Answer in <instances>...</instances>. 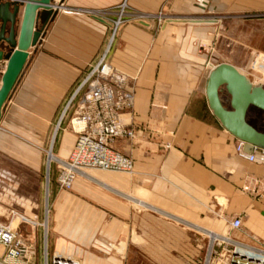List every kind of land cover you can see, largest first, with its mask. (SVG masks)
Wrapping results in <instances>:
<instances>
[{
	"label": "crops",
	"instance_id": "0c3cea01",
	"mask_svg": "<svg viewBox=\"0 0 264 264\" xmlns=\"http://www.w3.org/2000/svg\"><path fill=\"white\" fill-rule=\"evenodd\" d=\"M123 1L129 14L151 16L123 24L109 45L110 23ZM53 4L57 14L29 50L0 118V156L16 166L0 162V173L22 181L14 171L21 167L40 176L47 144L57 135L50 151L56 159L66 158L75 139L69 124L76 107L73 103L65 110L66 103L109 46L107 62L126 75L133 91V106L121 119L135 137L113 142L116 151L131 158L133 172L111 177L109 186L105 183L111 198L97 197L111 209L108 235L120 239L131 233L135 204L141 219H155L163 227L226 237L243 246L264 245V152L256 149L253 162L238 157L237 140L215 119L205 96L208 73L219 63L251 73L264 87V28L250 35L243 30L245 21L264 25V0H54ZM158 13L166 21L161 26L154 19ZM229 33L235 38L228 53ZM250 40L252 52L245 53ZM4 70L5 62L0 64V75ZM252 126L264 132L263 127ZM23 199L34 206L38 202ZM53 201L55 207L73 203L78 210L73 215L53 211L56 220L48 239L52 255L63 253L66 240L83 239L84 225L90 227L89 215L94 213L75 195H56ZM31 209L28 237L36 243L41 224ZM74 216L81 227L62 231L60 218ZM235 218L241 227L232 230L229 224ZM45 243L46 247L47 236ZM83 264L111 261L89 255Z\"/></svg>",
	"mask_w": 264,
	"mask_h": 264
},
{
	"label": "rangeland",
	"instance_id": "374dc122",
	"mask_svg": "<svg viewBox=\"0 0 264 264\" xmlns=\"http://www.w3.org/2000/svg\"><path fill=\"white\" fill-rule=\"evenodd\" d=\"M264 25H256L253 22L245 21L243 30L244 33H258ZM111 37V35H110ZM235 34L229 33L227 35V52H232ZM257 43V42H256ZM232 44V45H231ZM258 44V43H257ZM245 53L247 51L252 52L249 47L251 46V40L245 45ZM246 64V63H245ZM255 84L260 85L259 80L249 73L246 75ZM223 104L228 107V98L223 94ZM247 121L256 126L264 128V113L259 110L249 109L246 117ZM69 124V123H68ZM69 128L71 126L69 124ZM55 138V139H54ZM14 141V139H11ZM58 141V135L50 138L49 144H47L46 152L44 156V165L40 176H35L32 172L23 168H14L13 170L18 172L22 181L13 179V183L2 179L4 183L0 184V221H5V218L10 215V211L14 210L19 215L26 216L31 220V215L35 208L38 214V219L34 218L36 222L41 224L39 229V236L36 239L35 257L33 264H43V254L45 249V237L47 236L46 249L49 257L50 253L49 240L51 238V228L56 220L53 218L54 210L62 209L68 210L73 214H76L77 207L73 203H68L67 206L61 208L54 206V199L56 195H75L78 198L84 200L94 213L87 215L91 219L90 227L84 225L83 239L79 240H66L64 242L65 254H71L79 260L80 264H83V260L86 256H93L101 259H109L111 264H190L191 261L199 260L203 258L208 245V235L198 234L191 231L178 229L174 227H163L155 219L140 218L139 211L141 210L138 205H131L133 210L132 228L131 233L120 239H113L108 235V227L111 228V209L108 206L102 205L97 197H110L111 191L97 185L94 181L84 179V177L78 178L73 187L70 190H61L56 183V162H49L50 153L55 157L54 153L50 151ZM68 154L63 156L67 157ZM1 163H7L10 166L16 167L11 164L10 160L6 157L0 156ZM47 163L50 164L48 169V178L46 176ZM13 171V172H14ZM87 173L91 177L97 180H103L102 183L111 184V177H123L128 175L121 172H108V171H95L88 170ZM15 174V173H14ZM15 174V175H16ZM18 176V178H19ZM49 179V180H47ZM98 180V181H99ZM101 182V181H100ZM79 183V184H77ZM106 183V184H107ZM108 185V184H107ZM109 186V185H108ZM23 198H36L38 202L31 204L25 201ZM137 206V207H135ZM80 212H78V215ZM77 218V217H76ZM60 218L62 224V231H76L79 225L78 218ZM77 220L76 224L75 221ZM16 221V222H15ZM20 221L19 216L11 220L12 227H16ZM70 221V222H69ZM20 224L19 233L27 237L29 226L25 221ZM45 225H47L45 227ZM47 229V232H46ZM46 232V236H45ZM87 232V233H86ZM89 234V235H88ZM88 235V236H87ZM86 236V238L84 237ZM85 238V239H84ZM143 247V248H140ZM152 247V248H151Z\"/></svg>",
	"mask_w": 264,
	"mask_h": 264
},
{
	"label": "built area",
	"instance_id": "2783aa9c",
	"mask_svg": "<svg viewBox=\"0 0 264 264\" xmlns=\"http://www.w3.org/2000/svg\"><path fill=\"white\" fill-rule=\"evenodd\" d=\"M150 16L129 14L127 3L123 1L116 7L115 18L110 23L109 45L123 24L129 21L142 22ZM154 19L160 26L166 22L161 13L154 15ZM108 49L109 46L98 63L78 82L66 103L65 110L76 103L74 115L70 120L75 139L65 159L52 160L56 162V183L61 190H70L79 174L88 170L125 174L133 172L131 158L113 148L116 139L135 137V132L121 119L122 114L133 106V91L128 85L126 75L114 70L107 62ZM76 122L82 124L80 129H74ZM243 147L244 142L237 140V156L253 162L254 154L245 153ZM0 178L13 182V178L8 174L0 173ZM18 216L20 221L29 222V219L14 210L10 211L4 222L0 221V264H33L35 239L19 233L20 221L16 227H12L11 220ZM229 225L230 229L237 230L241 227V220L235 218ZM207 238L208 245L203 258L191 261L190 264H264V245L243 246L213 234H209ZM43 264L80 262L73 255L65 253L49 257L45 247Z\"/></svg>",
	"mask_w": 264,
	"mask_h": 264
},
{
	"label": "water",
	"instance_id": "95a60500",
	"mask_svg": "<svg viewBox=\"0 0 264 264\" xmlns=\"http://www.w3.org/2000/svg\"><path fill=\"white\" fill-rule=\"evenodd\" d=\"M53 1L0 0V64L5 62V70L0 75V118L26 65L29 50L39 43L44 28L57 14ZM21 8L18 28L17 17ZM223 92L228 96V107L221 101ZM205 96L220 125L236 140L244 142L245 153L251 154L255 149L264 151V132L258 131L246 119L251 108L264 113L262 85L255 84L233 65L219 63L208 73ZM48 169L47 163V177Z\"/></svg>",
	"mask_w": 264,
	"mask_h": 264
},
{
	"label": "bare ground",
	"instance_id": "6f19581e",
	"mask_svg": "<svg viewBox=\"0 0 264 264\" xmlns=\"http://www.w3.org/2000/svg\"><path fill=\"white\" fill-rule=\"evenodd\" d=\"M81 123H78V122H76L75 124H74V129H80L81 128ZM53 159H55V157L53 156V155H51V153H50V155H49V162H51ZM49 166H50V164H49ZM87 171H85V172H82V173H80L79 174V176L78 177H80V178H83L84 177V179H88V180H90V181H94L97 185H99V186H102L103 188H106V189H110L106 184H104V183H102V182H100V181H98L96 178H94V177H91L90 175H88L87 173H86ZM16 222V221H15ZM45 227H46V225H45ZM203 235H208V237H209V234H203ZM60 254H63V253H60Z\"/></svg>",
	"mask_w": 264,
	"mask_h": 264
},
{
	"label": "trees",
	"instance_id": "16d2710c",
	"mask_svg": "<svg viewBox=\"0 0 264 264\" xmlns=\"http://www.w3.org/2000/svg\"><path fill=\"white\" fill-rule=\"evenodd\" d=\"M223 94L228 98V96H227V94H226L225 92H223V93L221 94V96H222Z\"/></svg>",
	"mask_w": 264,
	"mask_h": 264
}]
</instances>
